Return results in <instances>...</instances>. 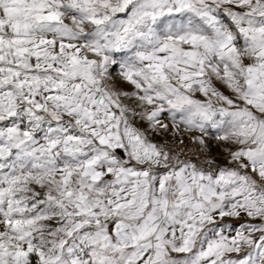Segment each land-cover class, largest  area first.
<instances>
[{
    "label": "snow or ice",
    "instance_id": "1",
    "mask_svg": "<svg viewBox=\"0 0 264 264\" xmlns=\"http://www.w3.org/2000/svg\"><path fill=\"white\" fill-rule=\"evenodd\" d=\"M0 264H264V0H0Z\"/></svg>",
    "mask_w": 264,
    "mask_h": 264
}]
</instances>
